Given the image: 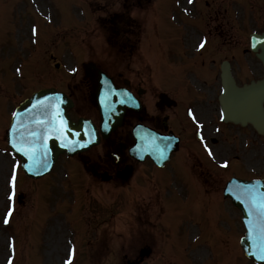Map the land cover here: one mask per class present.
Returning a JSON list of instances; mask_svg holds the SVG:
<instances>
[{"label":"rangeland","instance_id":"1","mask_svg":"<svg viewBox=\"0 0 264 264\" xmlns=\"http://www.w3.org/2000/svg\"><path fill=\"white\" fill-rule=\"evenodd\" d=\"M122 1L0 0V105L9 104V111L32 90L47 85L59 89L71 86L75 98L81 91L84 95L88 84L81 75L83 63L88 61L110 70H114V65L123 68L136 63L138 75H144V79L160 80L162 73L164 78L167 71L164 61L168 54L165 44L168 36H175L179 30L165 9V4L173 0H150L149 4L133 0L127 4H133V10L127 6L128 11L120 15L126 17L131 10V15L147 16L150 20H146V28L143 25L140 31L123 39L127 41V50H132V44L135 49L128 55H116L114 24L116 18H122L116 16ZM196 4L189 7L183 2L180 5L183 9L192 8L191 16H186L191 19L183 22L189 51L198 40L196 25L210 33L219 22L221 27L232 28L235 38L243 43L247 36L243 23H250V16L255 15L260 25L264 24V0H218L216 4L212 0H196ZM226 10L229 23L221 18ZM219 52L214 54L217 56ZM55 62L60 64L56 69ZM72 68L77 70L73 72L76 75L68 73ZM4 119L6 121V117ZM220 135L216 136L219 139L216 146L218 142L227 145L228 139L233 142L228 134ZM262 143L264 139L258 145H264ZM186 147L184 142L183 152H187ZM222 159L224 157L216 160ZM5 160L3 157L2 162ZM60 161L65 167H71L77 158L62 157ZM58 163L52 173L59 170ZM237 163L241 165L240 160ZM237 163L231 161L230 167L242 174ZM217 167L220 168L218 162L210 165L213 175L217 171H221L223 178L229 175L226 169ZM3 171L0 170V191ZM63 172L60 170L58 179ZM49 177L42 181L22 179L21 197L6 227L2 219L6 201L3 202L4 193L0 195V264H9V260L12 264H63L68 245L75 249L72 264H125L118 261L121 254L126 255L127 264H131V254L139 241L130 236L133 234L135 238L136 229L145 228L138 226V219L149 228V235L153 234L156 241L150 244L149 259L140 264H148L151 259L153 264H253L242 256L238 245L243 234L240 213L229 210L221 200L223 178L214 176L212 181L206 179L203 184L198 177L192 178L191 187L184 184L181 190L185 193L180 194L175 186H170L169 179L163 182L161 189L154 171L143 167L123 187L88 176V183H82L86 189L73 190L72 201H62L66 200L65 196L56 194V190H60L59 183L48 187L52 181ZM81 179V174L77 173L76 182ZM193 230L195 234L189 236ZM198 245L205 246L204 252L199 253L198 248L193 250ZM208 253L210 258L206 260Z\"/></svg>","mask_w":264,"mask_h":264},{"label":"water","instance_id":"2","mask_svg":"<svg viewBox=\"0 0 264 264\" xmlns=\"http://www.w3.org/2000/svg\"><path fill=\"white\" fill-rule=\"evenodd\" d=\"M260 38H262V41L264 39V34H262ZM255 41L257 42L256 39ZM227 86V96L223 99V107L227 113V118L238 120L242 123L246 120L254 123L255 121H259L262 126L257 127V129L264 133V111L262 108L264 81L259 85L251 83L243 88H237L228 80ZM49 104L51 105L50 108L40 106ZM34 105H37V107L34 108ZM69 105L70 103L67 99L64 103H61L57 95L46 93L44 98H34L31 103H28V101L23 103L16 114L17 123L21 122V126L15 128L13 133L15 134V131H19L20 135L17 136L13 134L11 139L13 143H16V140L22 139L26 146L29 144L33 145L31 149H35V159L29 160L27 158L26 160L29 163L31 162L32 166L35 165L36 162L41 164L39 170H44L40 173L32 174L31 176H38L45 172L49 167L50 161H54L57 154L62 152V150L66 148L65 146L72 142V137L75 138L78 136L82 139L83 144H88L89 137L93 138V136L90 135L92 131L88 129L89 126L86 122H81L79 125H76L69 120L66 114L65 116L63 115V108L65 109V107ZM57 109H59L60 118L57 119L56 123L59 124V120L63 116L65 118H62V120L67 127V132L64 136L59 138L58 135L55 136L54 134L47 136L50 131L52 132L49 121ZM111 122H113L112 126H114L116 124V119H112ZM33 133L35 135H33ZM76 133H78V135H74ZM64 139H66L67 143ZM23 148L26 147L23 146ZM231 182L232 187L242 189L241 194L246 197V204L244 207V201L241 203V201L233 197V203L242 210L244 222L248 226L247 234L249 237L245 238L242 246L247 255L254 258V260L259 263L264 264V260L259 259L257 255L261 243L262 229H264V219H262L259 214L257 204L260 200L264 199V182L260 185H256V183ZM235 191L238 192L237 189H235ZM237 192H235V194H237Z\"/></svg>","mask_w":264,"mask_h":264},{"label":"flooded vegetation","instance_id":"3","mask_svg":"<svg viewBox=\"0 0 264 264\" xmlns=\"http://www.w3.org/2000/svg\"><path fill=\"white\" fill-rule=\"evenodd\" d=\"M230 63L234 72V75L238 81H243L244 79H248V64L250 63L252 67V72L254 75H257L258 72L257 70L259 69V63L255 61H249V59L245 58L244 60L242 57H239V59L235 58L233 55L230 57ZM246 73V74H245ZM143 79L139 81L140 84L137 85H130L129 86L133 89L138 88L139 86L143 85ZM175 82L173 80H166L165 85L167 86L169 83ZM210 91V90H209ZM155 95L159 98L155 102L156 109H154L149 102L143 103L144 105V110L142 112H130L129 117H128V129L125 130L122 133H116L113 138H110L108 141L109 144H111L115 140H122L124 142H132V134H131V126L134 123H137L140 121L143 124H146L150 126L153 129L158 130V128H164L167 127L166 129L170 132H174L173 129L169 126L170 122V116H173L171 119V122L177 121L178 126H180V131L186 133H175V135L178 136L179 140L183 137L186 140H192V130H190V125L184 120V117L182 115L181 109L179 106H176V102L174 101V94L170 93L167 91V87L162 92L155 93ZM196 95L200 94H194L192 97H195ZM208 105H213V108L216 107V103L210 100L207 102ZM189 106H191L189 104ZM213 108H209L208 110L200 111L199 108H195V115L196 117L204 116L207 120H210L213 111H215ZM162 119H159L161 118ZM141 119V120H139ZM237 129H240L238 126L236 127ZM123 163H126V159H122ZM200 163V159L197 158V162Z\"/></svg>","mask_w":264,"mask_h":264},{"label":"snow or ice","instance_id":"4","mask_svg":"<svg viewBox=\"0 0 264 264\" xmlns=\"http://www.w3.org/2000/svg\"><path fill=\"white\" fill-rule=\"evenodd\" d=\"M188 3L191 4L193 3V0H188ZM35 31V30H34ZM206 45V41L202 40L199 44V48L203 49ZM73 72H76V69H72ZM41 107H46V108H50L51 105H40ZM34 108L37 107V105L33 106ZM15 115V114H14ZM190 116H193V114L191 113V111L189 112ZM60 118V112L59 109H57L55 111V113L52 115L51 120L49 121V123L51 124L52 130L54 132L57 133L58 138L64 136V134L67 132V127L65 122L62 120V118L59 120V124L56 123L57 119ZM193 120L195 121V117L193 116ZM197 127L199 128L200 125L198 124ZM33 135H35L33 133ZM74 135H78V133L74 134ZM66 138V137H65ZM201 140L203 141V137H201ZM62 146H63V140H62ZM13 147L16 148V150L18 152H21L23 155H25L29 160H34L35 159V149H27V148H23L21 146H18L16 143H13ZM207 150V149H206ZM209 156L212 155V152L209 150L208 151ZM227 165H222V167H226ZM15 173L13 172V176H12V186L14 189L15 186ZM14 196V192L13 195L9 196V200H12ZM258 210H259V214L261 216L262 219H264V199L260 200L257 204ZM12 215V211L11 209L9 210L7 216L5 217L4 223L8 224L9 223V219L8 217H10ZM75 255V249L72 248L69 251V258L65 261V264H72V258ZM259 259L264 260V229H262V234H261V243L259 245V253L257 254ZM9 264H12L11 261H9Z\"/></svg>","mask_w":264,"mask_h":264}]
</instances>
